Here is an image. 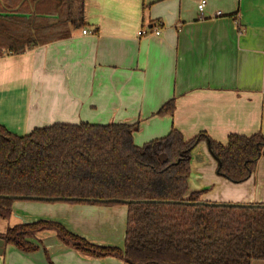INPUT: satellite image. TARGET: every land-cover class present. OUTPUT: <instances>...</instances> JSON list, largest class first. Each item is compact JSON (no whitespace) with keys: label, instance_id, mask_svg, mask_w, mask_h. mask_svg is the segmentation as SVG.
<instances>
[{"label":"crops","instance_id":"1","mask_svg":"<svg viewBox=\"0 0 264 264\" xmlns=\"http://www.w3.org/2000/svg\"><path fill=\"white\" fill-rule=\"evenodd\" d=\"M201 1L85 0V28L0 56V124L25 136L56 123H138V146L172 129L186 141L206 133L221 144L232 134L264 135V0H206L203 17ZM142 29L161 34L140 37ZM172 99L173 115H158ZM191 168L189 191L203 192L202 201L264 204V150L242 184L218 174L206 142L193 150ZM20 202L27 201H15L10 219L0 217V234L51 221L93 244L124 248L127 206ZM30 242L36 252L5 244L0 264H129L81 254L54 231Z\"/></svg>","mask_w":264,"mask_h":264},{"label":"trees","instance_id":"2","mask_svg":"<svg viewBox=\"0 0 264 264\" xmlns=\"http://www.w3.org/2000/svg\"><path fill=\"white\" fill-rule=\"evenodd\" d=\"M84 8L85 0H0V56L70 37L72 29L87 26ZM174 112L172 99L158 115ZM137 130L138 123H56L19 136L0 124L1 218H11L16 197L128 208L123 249L93 244L51 221L19 224L0 238L21 251L36 252L39 247L30 239L54 231L81 254L116 256L129 264L264 261L263 208L197 205L203 192L189 191L192 152L201 142L210 147L218 174L242 184L257 171L264 135L232 134L221 144L206 133L186 141L172 129L138 146Z\"/></svg>","mask_w":264,"mask_h":264},{"label":"water","instance_id":"3","mask_svg":"<svg viewBox=\"0 0 264 264\" xmlns=\"http://www.w3.org/2000/svg\"><path fill=\"white\" fill-rule=\"evenodd\" d=\"M208 150L210 152V147L209 146H208ZM162 159H163V161H165L166 160V156L164 155L162 157ZM5 198H9V197L8 196H5ZM16 199L22 200V199H25V198L24 197H16ZM31 200H34V201H43V202H51V201H55L57 199L44 198V197H33V198H31ZM111 201L112 202H118L116 200H111ZM134 202H136V201H124L125 204H131V203H134ZM195 204H197V205H208V206H218V207H236V208L259 207V208H263L264 209V204L210 203V202H205V201L197 202ZM4 245H5V241L0 238V255L3 253Z\"/></svg>","mask_w":264,"mask_h":264},{"label":"built area","instance_id":"4","mask_svg":"<svg viewBox=\"0 0 264 264\" xmlns=\"http://www.w3.org/2000/svg\"><path fill=\"white\" fill-rule=\"evenodd\" d=\"M206 5H207L206 0H202L198 4V11H199L200 16H202V17L204 15ZM221 15H222V13H218V16H221ZM151 33L154 34L155 36H160L161 31H160V29H142L141 31L138 32V36H140V37L148 36ZM83 34H87V31H84Z\"/></svg>","mask_w":264,"mask_h":264},{"label":"rangeland","instance_id":"5","mask_svg":"<svg viewBox=\"0 0 264 264\" xmlns=\"http://www.w3.org/2000/svg\"><path fill=\"white\" fill-rule=\"evenodd\" d=\"M24 201H27V202H20V203H37L38 205H44V204H47L46 202H41V201H34V200H32V201H30V200H24ZM92 207V206H91ZM92 209V208H91ZM92 211L93 212H88L89 214H92L93 215V213L95 212V210L94 209H92ZM102 220H104V221H108V222H110L111 221V218L110 217H104Z\"/></svg>","mask_w":264,"mask_h":264}]
</instances>
